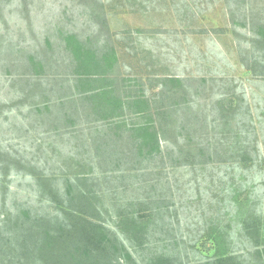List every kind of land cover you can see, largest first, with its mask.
Listing matches in <instances>:
<instances>
[{"label":"rangeland","instance_id":"rangeland-1","mask_svg":"<svg viewBox=\"0 0 264 264\" xmlns=\"http://www.w3.org/2000/svg\"><path fill=\"white\" fill-rule=\"evenodd\" d=\"M252 7L250 0H2L0 164L8 171L4 175L0 168L3 264L18 260L14 236L24 232L16 220H25L26 211L56 212L54 204L39 197L33 170L65 192L64 170L91 153L81 134L52 132L45 125L49 116L37 110L57 98L62 77H33L30 57L65 56L61 33L67 31L82 39L101 35L104 42L111 40L127 86L134 83L130 78L141 80L148 97L162 86L150 82L153 75L180 78L189 92L192 108L170 114L169 141L161 138L165 150L145 162L140 180H106L111 177L101 172L100 180L90 176L92 194L98 191L99 202L106 204L98 213L112 232L121 233L120 216H126L125 207L114 204L136 197L163 205L162 226L148 227L137 243H126L132 258L121 259L122 264H150L157 255L173 257L171 264H208L233 256L229 264H264V79H257L253 63V54L263 51L252 42L259 37ZM256 9L264 16V0ZM99 23L108 25L105 32ZM182 120H187L186 131ZM182 133L193 145L187 164L178 145L186 142ZM177 160L185 165H174ZM14 163H20V171ZM257 205L258 223L249 216ZM246 222L255 228L251 239ZM220 229L225 238L218 241Z\"/></svg>","mask_w":264,"mask_h":264},{"label":"trees","instance_id":"trees-1","mask_svg":"<svg viewBox=\"0 0 264 264\" xmlns=\"http://www.w3.org/2000/svg\"><path fill=\"white\" fill-rule=\"evenodd\" d=\"M250 2L254 5L250 16L254 19L253 25L257 27L259 36L252 42L256 51H263L262 56L253 54L254 69L259 74L257 79H264V16L260 15L258 9L255 10L258 0ZM98 25L104 32L108 26L106 23ZM61 40L65 56L46 58L44 61L30 57L36 71L33 77L39 73L45 78L62 77L57 98L48 99L43 109H39V106L35 109L49 116L45 125L52 132L65 136L81 134L91 153L86 159L78 160L64 170L69 179L65 192L57 184L54 186V182L43 172L33 170L32 175L39 185V197L54 204L56 212L33 214L26 211L25 220L19 223L16 220L15 226L20 225L24 233L14 236V257L18 258L15 264H122L121 259L132 258L126 243H137L140 233L147 232L148 227L157 229L162 226L163 205L153 198L143 203L136 197L126 203L114 204L115 208L121 210L125 207L122 212L126 213V219L120 216L119 222L122 229L120 234L125 236L122 239L119 233L105 226V219L98 213L99 210H106V204L99 202L98 191L92 194L88 183L91 182L90 176L96 174L93 179L100 180L98 173L101 172L111 177L106 180H133L132 177L135 182L140 180V176L144 175L141 173L147 168L145 162L165 150L161 138L169 141L166 126L170 114L192 108L188 101V88L180 78L153 75L148 78L150 82L162 86L148 97L141 80L130 78L129 81L134 83L127 86L128 81L118 68L120 59L117 49L111 40L104 42L101 35L82 39L70 31L61 33ZM47 44L50 49L53 48L50 39H47ZM244 60L247 62L248 58ZM247 67L251 68L249 64ZM180 125L186 131L187 120H182ZM183 135L180 134L186 142H181V145L178 142V145L179 151L185 154L187 164L193 145ZM74 137L77 138L76 134ZM188 146L189 150L186 149ZM75 159L76 156L73 161ZM180 162L177 160L174 165H182ZM19 165L15 164L16 171L21 170ZM1 167L3 174L7 175L5 165L0 164ZM150 185L151 191L155 192L156 184ZM235 203L233 200L236 206ZM240 204L237 205L239 208L236 207L237 213L242 210ZM166 208H169L168 205ZM251 213V219L255 218L253 220L258 223L261 219L258 205L252 207ZM245 225L249 228L247 235L251 239L255 228L248 222ZM221 232L224 231H218V241L225 238ZM4 241L7 242V239L4 238ZM24 258L25 261L22 260ZM1 259L0 263L3 264L4 260ZM231 259L235 257H221L208 264H229ZM173 261V257L157 255L150 264H171Z\"/></svg>","mask_w":264,"mask_h":264}]
</instances>
